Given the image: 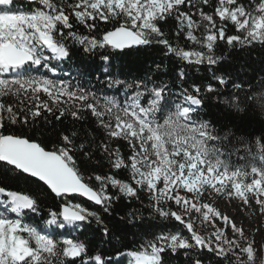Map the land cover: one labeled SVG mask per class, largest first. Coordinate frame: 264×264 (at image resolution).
<instances>
[{
	"label": "snow or ice",
	"instance_id": "snow-or-ice-1",
	"mask_svg": "<svg viewBox=\"0 0 264 264\" xmlns=\"http://www.w3.org/2000/svg\"><path fill=\"white\" fill-rule=\"evenodd\" d=\"M25 7L28 10H21ZM170 18L177 21L172 29L174 39L160 27ZM99 21L111 24V30H101ZM76 25L84 26L89 34L80 33ZM230 29L240 34L229 35ZM181 38L189 47L181 44ZM221 41L229 46H264V0H24L23 4L20 0H0V162L12 166L8 171L35 178L33 183L42 182L54 194L59 207L49 209L47 225L65 231L72 225L75 231L79 222L94 219L108 234L102 214L74 202V198L83 197L110 214L114 201L140 200L146 195L153 219L179 222L189 235L162 232L128 251V264H165L162 254L179 255L181 250L185 264H203L205 250L216 258V264H257L254 242L249 244L244 230L227 215L221 216L208 204L189 207L188 194L200 197L211 189L235 196L246 205L254 200L264 214V154L260 156L261 167H251L250 182H242L240 178L248 173L240 169L229 172L225 153L208 147V142L229 143L231 132L220 135L209 121L198 117L203 95L229 84L212 70L224 59L216 52ZM73 45L83 54L100 56L106 77L101 83L121 90L123 103L81 87L79 81L73 85L52 78L67 75L53 62L68 60ZM150 45L161 46L165 56L190 66L207 64L219 88L211 83L184 87L183 68L176 92L166 82L157 83L150 77L129 81L112 74L115 59ZM232 89L240 93L244 86L233 83ZM225 103L230 109L244 111L239 95ZM258 103L264 111V90ZM249 109L254 107L249 105ZM42 111L60 121L50 149L10 131L14 125L31 126L29 116L34 123ZM89 113L101 133L99 142L95 135L82 134L75 127L76 122L88 119ZM45 123L51 121L46 118ZM119 141L127 146L126 156ZM257 143L264 148V137ZM94 157L110 171L87 175L81 165ZM121 170L127 173L126 182L117 178ZM181 190L185 195H180ZM0 197V264H75L66 258L80 257L86 251L84 243L57 239L62 233L55 229L42 235L23 222L22 214H39L35 198L5 187H0ZM172 202L176 210H171ZM181 211L202 213V221L214 217L231 224L235 238L227 237L220 228L205 237L191 221L185 222ZM5 213L15 214V218ZM92 259L101 264L100 255Z\"/></svg>",
	"mask_w": 264,
	"mask_h": 264
},
{
	"label": "trees",
	"instance_id": "trees-1",
	"mask_svg": "<svg viewBox=\"0 0 264 264\" xmlns=\"http://www.w3.org/2000/svg\"><path fill=\"white\" fill-rule=\"evenodd\" d=\"M242 2L247 3V0H242ZM20 3L23 4L24 1H20ZM21 10H28V7ZM72 19L75 22V18ZM98 23L101 30H111V24L103 21ZM176 24L177 21L170 18L167 23L161 22L160 27L168 34L170 39H174L172 29L175 28ZM76 28L82 34H89L82 25H76ZM228 34L240 33H236L235 29H230ZM180 42L186 48L189 47L183 38ZM70 51L71 56L68 60L53 62L59 63L62 66V72L67 75H58V77L52 78L63 79L73 85L79 81L81 87L90 88L99 95L115 97L123 103L125 97L121 94V90L109 89L101 83L106 77L103 73V62L100 60L99 55L83 54L79 46L76 45L71 46ZM216 52L218 55L224 56V59L218 65L212 66V70L217 75H223L228 79L229 84L220 91L203 95V103L199 106L198 117L204 121H209L220 135L231 132L229 143L208 142V147L219 149L225 153L223 158L229 164V172L240 169L250 175L252 166L261 167L260 156L264 154V148L257 143L259 138L264 137V111L260 110L258 103V96L264 90V46L260 44L246 47L229 46L221 41ZM182 68L186 73L184 87L211 83L213 87L219 88L216 82L212 81L211 71L207 64L190 66L175 57L165 56L162 47L158 45L141 46L139 52H133L128 57L115 59L112 74L129 81L147 80L150 77L152 81L157 83L166 82L169 88L176 92L178 89V73ZM77 70L81 73L80 76H77ZM43 74L51 76L50 73ZM233 83H242L244 90L240 93H234ZM233 95H239L241 100L244 101L242 104L244 111L230 109L225 103ZM247 97L255 98L247 100ZM249 105H252L254 110H250ZM56 115L58 116L59 113L57 112ZM46 118L51 123L46 124ZM29 120L31 126L14 125L10 131L30 137L50 149L56 139L55 133L60 128V121H56L55 117L46 111H42V114L35 118L34 123H32L31 116H29ZM64 123L67 124L68 121H64ZM53 125L56 127L54 128ZM75 127L82 134L95 135L97 142H99L101 133L96 130L94 118L91 117L90 113L88 119L76 122ZM118 143L126 156L128 154L127 146L123 141ZM115 146L114 144L113 147ZM228 153L234 154L228 155ZM96 155L98 156L99 153ZM101 163L103 166L98 164L94 157L92 162H85L81 167L87 175H103L110 170L106 163ZM8 168H11V166H6L4 162H0V187L28 194L37 200L39 214L31 212L22 214L24 223L35 227L37 230H47V233H52L55 229L57 233H62V235L56 237L59 240L73 239L74 242L85 244L86 251L80 257L66 258L68 261L75 260V264H96V261L92 259L96 255L101 256V264H104L105 261L116 264L117 260H119V264H127L126 253L128 251L137 249L142 242L151 240L162 232L172 234L180 232L184 236L189 235L184 225L179 222L174 220L163 222L158 217L153 219L150 215V209L147 207L149 199L146 195H142L140 200L128 201L121 198L114 201L110 214L103 213L101 206L94 205L80 197L74 198V202L83 203L90 210L102 214L104 223L109 229L108 234L102 231V228L96 224L94 219L79 223L80 226L76 227L75 231H72L75 226H66L67 231L58 229L56 226L52 227L47 225L45 221L50 218L49 209L56 210L59 207V201L54 198V194H51L50 190L43 186L41 182L33 183L32 181L35 179L16 171H8ZM126 176L127 173L123 170L117 173V178L125 182ZM180 195L183 194L180 192ZM192 200H189V207L192 204L202 205ZM176 208L177 206L172 202L171 210H176ZM138 215H142L143 219H136ZM181 215L185 222L191 221L193 227L196 222L197 226L202 229L200 234L205 237L211 236V229L204 226L205 221H202V213H196L195 211L184 213L181 211ZM233 238L235 237L233 236ZM245 238L249 244L254 242V254L258 253L257 264H260L261 258H264V237L251 233L245 234ZM243 244L244 240L241 239L240 246L243 247ZM162 258L165 264H185L186 261L183 250L180 251L179 255L165 252L162 254ZM201 258L203 264H216V258L207 250L204 251V256Z\"/></svg>",
	"mask_w": 264,
	"mask_h": 264
},
{
	"label": "rangeland",
	"instance_id": "rangeland-1",
	"mask_svg": "<svg viewBox=\"0 0 264 264\" xmlns=\"http://www.w3.org/2000/svg\"><path fill=\"white\" fill-rule=\"evenodd\" d=\"M251 178L252 176L250 174L245 177H241L240 179L242 182H250ZM181 193L185 195L183 190H181ZM188 198L189 200L193 199L195 202H198L202 205L208 204L209 206L216 209L221 216L227 215L230 221L234 222L238 228H242L244 230L245 234L255 233L264 237V214L261 213L259 205H256L254 200L252 201L251 205H246L242 200L235 196L229 197L224 193H216L211 189H208L200 197H193L191 194H188ZM5 214L15 218V214ZM194 225V229L200 234L202 229L197 226L196 222ZM50 226L55 227L54 225ZM204 226H207L211 229L210 234H212L216 228H220L225 230V235L227 237L233 238L231 224L225 225L220 219L213 217L210 221H205ZM37 231H39L42 235L49 234L46 232L47 230ZM126 258L128 264L129 257L126 255Z\"/></svg>",
	"mask_w": 264,
	"mask_h": 264
},
{
	"label": "water",
	"instance_id": "water-1",
	"mask_svg": "<svg viewBox=\"0 0 264 264\" xmlns=\"http://www.w3.org/2000/svg\"><path fill=\"white\" fill-rule=\"evenodd\" d=\"M20 1H24V0H20ZM12 167V166H11ZM24 175H26L27 176V174H24ZM33 179H35V178H33ZM42 183V182H41ZM77 197H79V196H77ZM80 198H82L83 200H85V201H87L85 198H83V197H80ZM87 202H90V201H87ZM90 203H92V202H90ZM93 204V203H92ZM95 205V204H94ZM98 206V205H97ZM79 223H81V222H79Z\"/></svg>",
	"mask_w": 264,
	"mask_h": 264
}]
</instances>
